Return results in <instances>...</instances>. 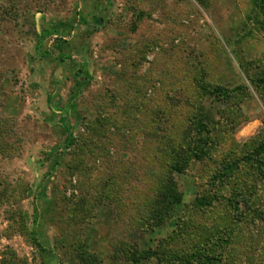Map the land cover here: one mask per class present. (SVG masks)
<instances>
[{
	"label": "rangeland",
	"instance_id": "rangeland-1",
	"mask_svg": "<svg viewBox=\"0 0 264 264\" xmlns=\"http://www.w3.org/2000/svg\"><path fill=\"white\" fill-rule=\"evenodd\" d=\"M263 141L264 0H0V264H264Z\"/></svg>",
	"mask_w": 264,
	"mask_h": 264
},
{
	"label": "trees",
	"instance_id": "trees-1",
	"mask_svg": "<svg viewBox=\"0 0 264 264\" xmlns=\"http://www.w3.org/2000/svg\"><path fill=\"white\" fill-rule=\"evenodd\" d=\"M58 45H60L58 43ZM60 59H62V57H65V55L60 52L59 56ZM89 80H90V76L87 70H85V68H83L81 65L79 66V68H77L74 73H73V88H72V92H71V96L73 99H75L77 97V95H79V93L87 87V85L89 84ZM222 93H224V91H220ZM205 117V113L204 111H201L199 117L195 120V124L197 125L199 131H207V124L206 121L203 120V118ZM205 119V118H204ZM59 121L60 124L62 125V128L65 130V132L68 134V142L72 143L74 141L73 136L71 134L70 128L69 126L66 124V119L62 116L59 117ZM70 134V135H69ZM188 139V146L187 148H185L183 150L182 153H179V151H177L176 153H174V157L171 161V163H169L168 166V173L165 179V183L163 184L164 189L162 190V194L161 199L162 200H167V204L169 205L168 208H161V210H157V216L160 217V223L163 221L162 219L167 216V215H171L172 214V210L171 208L174 207L175 203H180V197L177 195L176 193V185L174 184V182L172 181L171 178H169V173L172 172L173 170H179L182 169L184 167V164H182L180 158L188 160L189 156L195 157V156H199L202 155L203 153V142H205V140H200L199 138L197 139V141H195L194 136H189L187 137ZM172 153V152H171ZM200 157V156H199ZM243 161H245L249 166H251L256 173L259 174L260 177L264 176V141L262 143H258L257 145H255L254 147L251 148V150H249L242 158ZM184 163V162H183ZM232 163H228L226 166L223 167V171L222 174L223 175H227V173H230V168ZM262 175V176H261ZM226 176H222V177H218V178H223ZM242 198L237 197V195L235 197H232L229 199V203L231 204V207L234 208V211H239V205L241 204V200ZM199 204H204L205 206L208 205V202L205 201V199H200L198 201ZM248 203V202H247ZM242 215L239 214L238 215V219H241ZM234 233L233 230H228V232L226 234L232 235ZM153 256H155L154 253H152L151 251L147 250L144 251L143 254L140 255V257L138 256H133L132 257V262L133 264H136L137 261L140 258H145V259H150L153 258ZM206 259L210 260L211 258L205 257ZM204 259V258H203ZM213 260V259H212Z\"/></svg>",
	"mask_w": 264,
	"mask_h": 264
}]
</instances>
